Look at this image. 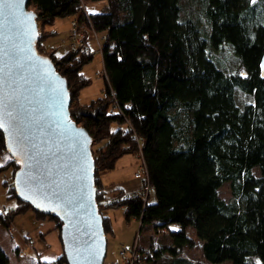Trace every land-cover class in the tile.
Returning <instances> with one entry per match:
<instances>
[{
    "label": "trees",
    "instance_id": "16d2710c",
    "mask_svg": "<svg viewBox=\"0 0 264 264\" xmlns=\"http://www.w3.org/2000/svg\"><path fill=\"white\" fill-rule=\"evenodd\" d=\"M97 2H105L101 10L86 12ZM27 10L36 15V50L67 83L70 118L91 145L103 144L92 153L105 235L112 233L108 212L122 209L141 230L169 234V246L142 253L146 263L167 255L172 264H190L182 256L194 249L205 264H264V0H28ZM67 17L76 19V29L104 35L105 98L87 105L79 102L90 83L82 69L93 59L85 46L62 56L42 52L52 35L43 26ZM224 51L236 70L225 64ZM0 154L10 158L0 175L10 170L8 198L17 201L11 212H0V225L9 229L15 217L32 212L37 221L54 223L61 242V222L17 199L18 163L1 131ZM132 154L142 162L148 193L145 186L127 196L107 192L101 177ZM225 184L228 201L218 196ZM0 264H8L1 248ZM37 264L67 262L62 254Z\"/></svg>",
    "mask_w": 264,
    "mask_h": 264
},
{
    "label": "water",
    "instance_id": "95a60500",
    "mask_svg": "<svg viewBox=\"0 0 264 264\" xmlns=\"http://www.w3.org/2000/svg\"><path fill=\"white\" fill-rule=\"evenodd\" d=\"M27 3L0 0V131L18 163L13 188L20 202L61 222L67 264H104L92 139L70 118L65 79L36 50V15ZM260 72L264 79V50Z\"/></svg>",
    "mask_w": 264,
    "mask_h": 264
},
{
    "label": "rangeland",
    "instance_id": "374dc122",
    "mask_svg": "<svg viewBox=\"0 0 264 264\" xmlns=\"http://www.w3.org/2000/svg\"><path fill=\"white\" fill-rule=\"evenodd\" d=\"M104 4L105 2L89 3L84 8L86 12H98ZM74 27L77 28V22L74 17L57 18L51 25L43 26L44 33L52 32V35L47 38V41L41 47L42 52L47 56L51 51L56 56H62L67 51L81 46H85L83 49L84 53L86 47H90L93 50L94 53L90 55L93 57L91 63L82 69L83 77L90 83L88 87L80 91L79 102L82 105H87L100 97L105 98V79L99 53L104 36L87 28L77 29L82 35L83 41L78 45H72L70 35ZM84 55L87 56L86 54ZM220 56L224 57L225 64L229 69H237L236 64L231 59V56L227 54V51H224ZM98 143L91 145V152L97 153V149L103 146V144ZM0 156L3 159L0 162L1 164L10 159L5 154H0ZM141 166L142 162L135 154L125 155L115 163L113 170L102 176L104 177V186L108 185V181H117L123 178L125 174L127 177L130 175V177L140 180L138 176L142 177V175H139L142 174L140 171ZM254 172L256 173V171ZM10 184L11 172L8 170L0 175V207H6V211L0 208L2 213L11 212L17 206L16 200L8 198L7 187H10ZM141 184V188H144L145 182L141 181ZM218 196L224 201H228L231 198L227 184L218 190ZM150 201H154V194L151 191ZM123 212L121 209L108 212V217L112 224V233L105 235L107 248L104 264H172L173 260L167 255L150 263L143 261L142 253L144 251L151 248L158 250L169 246L171 242L169 234L167 231L157 229L154 226L144 227L141 230L136 220L126 221ZM169 228L170 230L178 229L175 225ZM0 248L7 256L8 264L51 262L63 254L62 244L59 240L58 231L55 230L54 223L37 221L32 212L15 217L9 229H5L0 225ZM182 258L190 264H205L201 261L199 250L186 249Z\"/></svg>",
    "mask_w": 264,
    "mask_h": 264
},
{
    "label": "crops",
    "instance_id": "0c3cea01",
    "mask_svg": "<svg viewBox=\"0 0 264 264\" xmlns=\"http://www.w3.org/2000/svg\"><path fill=\"white\" fill-rule=\"evenodd\" d=\"M1 160H3V159L0 156V162H1ZM103 179H104V177L101 178V181H102V184L104 185ZM107 184L108 185H105L107 192L113 191L115 189H120L123 192V194L126 196L133 194V193H138L142 187L141 180H137V179H135V177H132V176L130 177V175L127 177L126 174L123 178H121L117 181H112V180L108 181ZM0 208L4 209V211H6V207L2 206ZM10 208H13V207H10ZM122 211H124V210H122ZM0 212H2V211H0Z\"/></svg>",
    "mask_w": 264,
    "mask_h": 264
},
{
    "label": "built area",
    "instance_id": "2783aa9c",
    "mask_svg": "<svg viewBox=\"0 0 264 264\" xmlns=\"http://www.w3.org/2000/svg\"><path fill=\"white\" fill-rule=\"evenodd\" d=\"M70 41H72V45H78L79 43H81L83 41L82 35L77 31V29L75 27H74V29L71 30ZM92 53H94L93 50L90 47H86L85 54L87 56H90ZM141 170H142L141 171L142 174H139V175H142V177L141 176H138V177L145 179V170L144 169H141ZM145 181H146V179H145ZM145 187H146L145 193L147 194L149 191V186L147 183H146ZM123 253H124V251H123Z\"/></svg>",
    "mask_w": 264,
    "mask_h": 264
},
{
    "label": "snow or ice",
    "instance_id": "6c2138e0",
    "mask_svg": "<svg viewBox=\"0 0 264 264\" xmlns=\"http://www.w3.org/2000/svg\"><path fill=\"white\" fill-rule=\"evenodd\" d=\"M21 2H22V0H21ZM253 2H255V0H253ZM0 126H2V125H0Z\"/></svg>",
    "mask_w": 264,
    "mask_h": 264
},
{
    "label": "bare ground",
    "instance_id": "6f19581e",
    "mask_svg": "<svg viewBox=\"0 0 264 264\" xmlns=\"http://www.w3.org/2000/svg\"><path fill=\"white\" fill-rule=\"evenodd\" d=\"M106 242H107V240H106Z\"/></svg>",
    "mask_w": 264,
    "mask_h": 264
}]
</instances>
